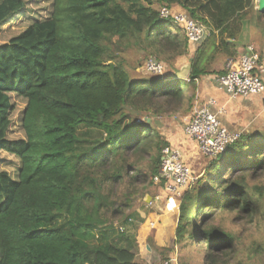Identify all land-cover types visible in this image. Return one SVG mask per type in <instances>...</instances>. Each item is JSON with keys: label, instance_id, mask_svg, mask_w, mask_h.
<instances>
[{"label": "trees", "instance_id": "16d2710c", "mask_svg": "<svg viewBox=\"0 0 264 264\" xmlns=\"http://www.w3.org/2000/svg\"><path fill=\"white\" fill-rule=\"evenodd\" d=\"M155 4L179 7L206 37L189 43ZM252 7L253 0H52L47 19L0 45V151L20 162L17 180L0 171V264H141L127 227L139 218L134 202L163 187L154 182L169 147L161 120L189 100L174 83L188 89L222 75L215 59L236 56L238 23ZM24 8L23 0H0V27ZM126 44L164 64L190 55V73L130 79L115 52ZM10 95L26 101L24 139L7 138ZM263 175L264 131L241 134L182 193L173 248L232 263L248 247L245 232L261 228L264 184L255 180ZM225 213L241 234L216 222ZM262 251L254 244L249 254Z\"/></svg>", "mask_w": 264, "mask_h": 264}, {"label": "rangeland", "instance_id": "374dc122", "mask_svg": "<svg viewBox=\"0 0 264 264\" xmlns=\"http://www.w3.org/2000/svg\"><path fill=\"white\" fill-rule=\"evenodd\" d=\"M25 8L15 17L9 19L0 27V45L5 44L8 40L25 28H27L34 21H42L50 16L52 11V0H23ZM256 1L253 0V7L247 10L243 15L245 25L240 34L236 36L238 42L243 46L252 44L264 45V16L259 17L258 12L255 11ZM153 9L159 12L161 9L159 5L152 6ZM174 13L180 12L177 7H173ZM183 12V11H181ZM243 22V21H242ZM205 29L204 36L207 35ZM115 41H113L114 43ZM242 46V48H243ZM116 60L119 61L130 79H149V78H162L168 73H173L174 78L178 77L180 69L189 66V56L176 58L172 63H161L163 66V74L157 76L155 74H148L144 69V63L147 62V55L133 46H126L124 48H115ZM220 64L221 68H220ZM227 58L223 55H218L213 64L215 71L225 70ZM178 83V82H177ZM177 87L184 89L186 92V99L183 107L171 116L162 119L161 133L166 137L169 142V147L179 151L182 155L185 164L189 165L192 174L199 175L203 172L210 161V157L200 154L193 144L188 141L184 135V128L189 121L194 109L198 105L199 97L197 95L196 86L185 88L182 83H174ZM11 103L14 110L10 116V127L7 133L8 140L24 139V133L21 127L22 112L25 108L26 101L10 95ZM20 169L19 160L3 151H0V171L6 172L13 180L18 179ZM164 184V182H163ZM256 185L264 184V175L255 180ZM164 186V185H163ZM164 196V197H163ZM146 197H154L153 203L149 204ZM180 196L168 193L164 188H159L158 185L149 189L142 198L137 199L133 204V211L136 212L139 218H133L130 225L127 227L129 234H135V241L137 244L136 261L141 264H180L186 262L188 264H208L204 251L200 248L178 249L173 248V241H171L169 234L166 233L162 221H167L161 215L165 216L163 210L157 207L158 203L163 201L171 202V207L174 211L175 205L179 207ZM168 206V205H167ZM165 210V209H164ZM171 213V209L169 210ZM170 214H167V216ZM161 216V217H160ZM166 216V217H167ZM261 228L251 235L245 232L247 248L240 247V254L232 263L241 261V264H264V201L261 204ZM216 222H220L231 232L241 234V226L236 224L233 220V215L230 213L221 214L217 217ZM162 225V226H161ZM118 226V225H117ZM162 228H161V227ZM244 236V237H245ZM259 244L263 248L262 254H249V249L252 245ZM220 259V258H219Z\"/></svg>", "mask_w": 264, "mask_h": 264}, {"label": "built area", "instance_id": "2783aa9c", "mask_svg": "<svg viewBox=\"0 0 264 264\" xmlns=\"http://www.w3.org/2000/svg\"><path fill=\"white\" fill-rule=\"evenodd\" d=\"M159 16L164 19L171 18L183 30L189 43L199 44L204 39L203 27L184 13H174L162 7ZM144 69L148 74H163L162 64L154 59H148L144 63ZM262 73L258 56L249 49L237 62L231 59L227 61L224 73L216 77V83L231 99L263 96ZM215 107L216 102L213 99L196 107L184 128L185 137L195 145L197 151L210 158L222 153L240 136V133H230L222 127L218 118L221 111L212 112ZM195 180L196 177L178 150L166 147L161 151V163L158 177L154 179L155 183L163 181L165 191L180 196Z\"/></svg>", "mask_w": 264, "mask_h": 264}, {"label": "crops", "instance_id": "0c3cea01", "mask_svg": "<svg viewBox=\"0 0 264 264\" xmlns=\"http://www.w3.org/2000/svg\"><path fill=\"white\" fill-rule=\"evenodd\" d=\"M256 7H257V3L255 6V11H256ZM177 8L180 12L182 11L179 7ZM171 11H173V8L171 9ZM244 23H245L244 19L240 20V23H238V27H239L238 34H240V32L242 31L243 26H246ZM204 33H205V29H204ZM234 44L236 46V56L229 59L227 58V61L231 59L237 62L239 60V57H241V55L246 54L249 49H252L253 52L259 58V66L260 65L262 66L263 73L261 74V77L264 81V45L256 44L255 46H253L252 44H250L249 46L248 45L243 46V44H241L243 46L242 48V46H238L240 45L239 42L237 45L236 38L234 40ZM221 65L222 64H220V68ZM216 72H221V70ZM216 77L217 75H209L195 82L197 95L199 97L198 105L196 107L204 104L206 101L210 99H213L216 102V107L213 108L212 112H218L219 110L221 111V114H219L218 116L219 121L221 122L222 127L225 128L230 133H240L241 135L243 133H248V132H256V131L263 132L264 131V95L256 96V97H246V98L238 97L236 99H231L223 90L219 88L218 84L216 83ZM193 146L195 147L194 144ZM152 203L153 201L150 198L149 204ZM172 206L173 204L171 202H165V198H163V201L158 203L157 205V207H159L161 211L163 210V213L165 215V216L163 215L161 216L164 219L167 218V221L165 222L162 221V224L164 225L163 230L169 234L171 241L174 240V230L176 227L177 216H178V206L175 205L174 211H172L173 210L171 208ZM170 209L172 211L171 213H169ZM167 214L170 215L167 216Z\"/></svg>", "mask_w": 264, "mask_h": 264}, {"label": "water", "instance_id": "95a60500", "mask_svg": "<svg viewBox=\"0 0 264 264\" xmlns=\"http://www.w3.org/2000/svg\"><path fill=\"white\" fill-rule=\"evenodd\" d=\"M256 3H257V8H256V11L258 12V14L260 15H264V0H255ZM206 36H204L205 38ZM190 73V66H188L187 68H183L182 70H180V72L178 73V77L174 78V79H181V80H184L186 79V77L189 75ZM147 198V202L149 203L150 201V198L149 197H146Z\"/></svg>", "mask_w": 264, "mask_h": 264}]
</instances>
